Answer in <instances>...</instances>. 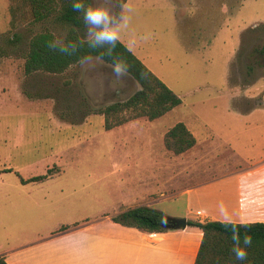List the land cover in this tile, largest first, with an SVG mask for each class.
<instances>
[{
    "label": "rangeland",
    "instance_id": "obj_1",
    "mask_svg": "<svg viewBox=\"0 0 264 264\" xmlns=\"http://www.w3.org/2000/svg\"><path fill=\"white\" fill-rule=\"evenodd\" d=\"M97 4L130 17L119 40L125 46L133 33L149 36L126 48L181 103L154 121L140 118L111 130L104 129L100 114L81 120L84 113L125 100L137 87L97 59L60 75H25L30 39L49 31L60 43L70 26L54 16L34 21L24 0H0V255L17 249L13 256L20 264L76 259L64 256L63 249L93 241L82 227L116 213L120 200L142 189L132 177L138 168L127 167L122 156L139 155L143 143L164 149L163 132L176 122L186 126L196 145L179 160L186 172L178 169L171 189L162 186L156 193L178 192L171 200L175 207L158 205L167 217L184 218L189 205L224 221L220 178L264 169V0H127V8L117 0H90V6ZM77 31L86 39L85 27ZM167 175L157 169V176ZM191 187L190 195L180 194ZM200 193L209 194V202ZM196 219L189 215V221ZM122 229L113 225L110 232L118 237ZM167 232L166 240L188 245L200 236L190 226ZM159 250L145 257L169 264V255ZM88 251L82 249L81 260ZM13 256L7 259L11 264ZM100 258L114 262L116 256Z\"/></svg>",
    "mask_w": 264,
    "mask_h": 264
},
{
    "label": "trees",
    "instance_id": "obj_2",
    "mask_svg": "<svg viewBox=\"0 0 264 264\" xmlns=\"http://www.w3.org/2000/svg\"><path fill=\"white\" fill-rule=\"evenodd\" d=\"M30 7L33 20L40 22L54 16L60 24L69 25L62 42L56 48L50 47L57 42L54 35L45 31L34 35L28 44L23 70L25 75L37 72L60 75L69 67L81 63L85 56H102L103 62L113 65L114 60L125 62L128 74L138 83L139 89L123 101L113 103L103 109L84 113L81 120L90 113L100 114L104 118V129L111 130L129 121L145 118L153 121L164 116L177 107L181 100L162 83L139 59H137L124 44L117 42L115 48L108 54L107 48L91 49L87 40L78 34V29L85 27L83 9L76 11L72 7L73 0H24ZM127 0H117L125 4ZM85 7L90 6V0H83ZM68 43H76L75 51L59 50ZM124 114V115H123ZM195 138L182 122L176 123L163 136L165 149L173 155H180L195 145ZM43 177L30 181H39ZM168 217L160 211L148 207L129 209L111 218L112 222L124 227L134 228L148 233H165L169 229L164 226ZM232 224L236 225L241 237L245 234L252 237V243L247 247L245 261H237L231 251L233 241ZM187 226L197 228L201 233L200 244L193 264H264V223H231L220 221H187ZM0 264H7L0 257Z\"/></svg>",
    "mask_w": 264,
    "mask_h": 264
},
{
    "label": "crops",
    "instance_id": "obj_3",
    "mask_svg": "<svg viewBox=\"0 0 264 264\" xmlns=\"http://www.w3.org/2000/svg\"><path fill=\"white\" fill-rule=\"evenodd\" d=\"M135 120H132L131 122ZM128 123L130 122L123 124V126ZM121 126L115 128H120ZM173 126H171V128ZM168 130L163 132V136ZM127 151L132 152V148L129 147ZM138 151L140 154L137 156L127 154L122 156V158H124V163L127 162V167L138 168L137 176L132 177L134 182L137 183L138 187L140 186L142 189L139 191L137 189V191L130 193L126 201L122 199L123 202H121L120 200L116 206H114L117 210L116 213H113L111 216L98 219L95 226H85V228L82 227L84 233L90 232L87 237L89 239L92 237L93 241H75L71 246L65 247H70L71 249H68V252L66 249H63L64 256H66L68 253L70 258L76 257L77 260L73 259L72 261L67 262L68 260L62 258L61 260H58V264H124L127 261V264H152L158 257H155L154 255L145 257V255L151 249H161L159 252L167 253L169 255V264L194 263L201 240V233L194 243L188 245L176 241L166 240V236L169 235L168 232L148 233L134 228L124 227L120 224L112 222V217L136 207H148L160 212L163 210L158 208V205L166 209L168 207H175V203H171L175 201L171 200L176 198L178 192L168 193L164 196H162L161 193L159 194L160 196H157L156 193L158 189H162V186H166V189H171L169 183L176 179L174 172L177 173L178 169H181V172H186V169L181 166L182 161L179 160H181L183 155L187 154L188 151L180 155H173L171 152L167 151L165 147L160 151H155L150 144L144 143L141 147H139ZM157 169L165 170L168 173L167 177L163 178L162 176H157ZM129 176H131V174H127L128 178ZM227 178L232 179V181H225L228 180ZM220 179H222L223 182L220 188L221 190L218 197V204L220 207H222V209H224V213L230 217L231 223H264V169H256L254 171H239L234 174L223 176ZM215 181L216 179H212L202 184L208 186ZM192 190H194L193 187L186 188L180 191L181 193H179L190 195ZM197 196L201 197V193L197 194ZM209 197L210 196L208 194L204 198L201 197V199L204 202H209ZM210 208L212 210L214 209L212 206H210ZM162 213L165 214L164 212ZM191 214H194L197 217L196 220L192 221H218L215 216L217 213H205L199 212L197 210L193 212L188 205L186 210L183 212L182 217H184L186 221H189V215ZM102 222H110L111 224L108 225L107 223ZM113 225L121 226L123 228L121 236L114 237L110 232V228H112ZM160 245H162L161 248ZM86 246L89 248V257L87 259L83 258L84 260H81V251L82 249H85ZM16 250L17 249L10 250L8 252L9 255L6 252L7 256L1 254L0 257H2L7 264H11L7 259L9 256H13V254L16 255ZM25 250L29 252L30 249L26 247ZM104 253H108L113 257L116 256L115 261L101 260L100 257ZM183 256H189V262L185 257L183 258ZM13 257L14 260L12 264H20L19 260L15 258L17 256ZM112 260H114V258H112ZM37 264L46 263L38 262Z\"/></svg>",
    "mask_w": 264,
    "mask_h": 264
},
{
    "label": "clouds",
    "instance_id": "obj_4",
    "mask_svg": "<svg viewBox=\"0 0 264 264\" xmlns=\"http://www.w3.org/2000/svg\"><path fill=\"white\" fill-rule=\"evenodd\" d=\"M72 7L76 11L83 9V22L85 25V37L88 47L91 49L107 48L108 54L115 48L117 42L121 38V30L127 29L130 17L123 14L113 13L111 8L106 5L97 4L95 6L85 7L83 0H73ZM122 8H127L126 4L121 5ZM130 12L131 9L129 8ZM148 35L132 34L127 42V47L131 50L136 46L138 41L147 40ZM58 42H53L50 47L56 48ZM76 43H68L67 45L59 48L62 52H67L69 49L75 51L77 48ZM97 60L102 59V56H97ZM93 60L92 56H85L81 58V63H88ZM128 65L122 60L116 59L112 65V71L119 77L128 74ZM223 219L226 224H231L230 217L223 213ZM232 253L235 260L245 261L247 258V247L252 243L250 235H241L236 227L232 224Z\"/></svg>",
    "mask_w": 264,
    "mask_h": 264
},
{
    "label": "water",
    "instance_id": "obj_5",
    "mask_svg": "<svg viewBox=\"0 0 264 264\" xmlns=\"http://www.w3.org/2000/svg\"><path fill=\"white\" fill-rule=\"evenodd\" d=\"M93 59H96V58H93ZM105 68H108V69H111L112 70V65L110 64H107L105 62H103L102 60H98ZM131 83H133L137 89L136 91L139 89V85L138 83L129 75H124ZM133 94V93H132ZM131 94V95H132ZM130 95V96H131ZM186 219L184 218H180V219H177V218H167L166 219V222L164 224V226L168 229H184L187 225H186Z\"/></svg>",
    "mask_w": 264,
    "mask_h": 264
}]
</instances>
